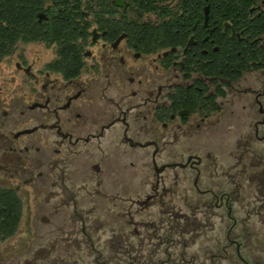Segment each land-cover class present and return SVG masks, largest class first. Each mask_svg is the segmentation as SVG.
Instances as JSON below:
<instances>
[{
  "label": "flooded vegetation",
  "instance_id": "obj_1",
  "mask_svg": "<svg viewBox=\"0 0 264 264\" xmlns=\"http://www.w3.org/2000/svg\"><path fill=\"white\" fill-rule=\"evenodd\" d=\"M0 16V264H264V0Z\"/></svg>",
  "mask_w": 264,
  "mask_h": 264
},
{
  "label": "trees",
  "instance_id": "obj_2",
  "mask_svg": "<svg viewBox=\"0 0 264 264\" xmlns=\"http://www.w3.org/2000/svg\"><path fill=\"white\" fill-rule=\"evenodd\" d=\"M16 2H19V0H0V12H3L4 9L9 7V5Z\"/></svg>",
  "mask_w": 264,
  "mask_h": 264
}]
</instances>
